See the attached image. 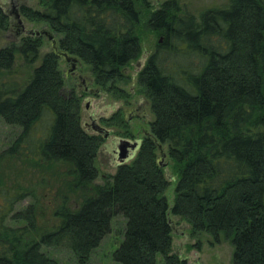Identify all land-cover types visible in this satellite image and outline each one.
<instances>
[{
    "label": "trees",
    "instance_id": "trees-1",
    "mask_svg": "<svg viewBox=\"0 0 264 264\" xmlns=\"http://www.w3.org/2000/svg\"><path fill=\"white\" fill-rule=\"evenodd\" d=\"M39 2L40 10L18 7L20 15L47 24L60 49L87 64L103 88L123 81L124 68L141 56L142 30L161 35L138 75L154 121L131 162L97 184L104 139L83 127L81 98L65 93L60 58L54 51L41 58L42 37L4 44L12 24L0 6V118L21 129L5 153L59 165L77 196L73 204L63 196L54 222L40 231L34 205L11 212L25 192L1 193L0 264H59L44 252L50 247L87 264L118 215L125 219L118 264H157L158 255L164 264H188L173 247L172 215L194 237L230 241L232 264H264V0H228L198 16L178 0L156 10L146 0ZM17 53L28 65L41 60L24 85L8 79ZM159 144L176 175L172 202ZM11 217L25 226L7 225Z\"/></svg>",
    "mask_w": 264,
    "mask_h": 264
},
{
    "label": "rangeland",
    "instance_id": "rangeland-1",
    "mask_svg": "<svg viewBox=\"0 0 264 264\" xmlns=\"http://www.w3.org/2000/svg\"><path fill=\"white\" fill-rule=\"evenodd\" d=\"M149 7L152 10H156L160 5L167 0H146ZM228 0H178L180 6L186 9L188 12H193L198 16L199 12L210 6H222ZM0 6L4 8L10 15V22L12 24L11 30L6 33L4 44L10 42H19L18 31H20V25L18 19L14 15L15 7L28 6L35 10L42 9L39 0H0ZM141 9V7H140ZM144 10V7L141 9ZM22 17V16H21ZM25 21V25L34 30H41L47 27L45 23H37L29 21L22 17ZM57 39L60 38L57 36ZM43 47L41 49V58L48 52H52L51 42L45 37H42ZM161 35L153 33L151 30H142L141 44L142 54L141 56L131 62L124 68L125 79L128 77L126 84H121L122 87H126L127 90L134 88L137 93L134 97L135 100L145 98L138 79L136 76L138 64L140 62L145 63L150 55H152L158 43L162 41ZM16 73L14 76L8 77V79L17 80L20 84L24 85L32 76L34 67L38 66L41 62L39 60L33 65L26 64L21 56L16 54ZM186 61V59H184ZM81 67L79 72L88 80L93 82L92 87L97 88L95 78L91 72L90 67L81 61ZM69 65L65 62L64 58H60V69L65 77L66 87L65 93L68 94L74 90L79 96H81L82 110L81 121L83 127L90 133L86 123H90L91 120L88 117L86 106L88 100L93 98L90 94L84 96L83 86L76 76L67 72ZM83 96V97H82ZM145 107L148 111V116L143 120L133 122V129L135 131L142 130L143 132H150L151 122L154 121V115L151 111L150 102L146 98ZM117 101L110 96V98H104L102 95L93 99L92 109L96 111L100 116L110 115L113 112L114 106ZM108 111V112H107ZM21 129L16 126L6 124L0 118V194L9 191L15 193L16 191L25 192L26 196L23 199L18 200L13 204L11 212H22L30 206L34 205V212H37L38 216V229L40 231L50 228L52 222H54L52 208L56 207V203L61 201V198L70 195L69 199H72L70 203H74L76 195L70 191L68 183H64V180L59 175V165L53 168L38 167L35 163L28 160H20L18 158L9 157L5 152L20 134ZM92 134V133H91ZM143 137V133H141ZM118 138V133L110 135L104 143L101 145L97 159L96 167L99 171V178L96 180L97 184H103L108 177L114 175L119 167V164L115 161L113 150L115 149V140ZM167 156L161 159L162 164L165 166L166 174L172 185L167 190V196L170 202L173 201L174 188L176 186V175L171 166L172 160L169 156L168 147H163ZM158 157L161 158L158 152ZM129 161L128 163H130ZM63 184V185H62ZM173 222V247L175 252L179 253L184 259L188 261V264H232L233 246L230 241L223 240L218 244L213 243L212 237L207 233H202L197 236H192L190 225L181 220L178 216H171ZM7 225L11 227L25 226V223L13 219L12 217L7 220ZM125 227V219L123 216L118 215L114 217L112 221V227L110 233H108L102 240L100 246L93 252L87 264H118L114 261L113 253L119 247L123 241V230ZM44 252L51 258L58 261L59 264H79L75 256L64 248H44ZM157 264H164L163 257L158 255Z\"/></svg>",
    "mask_w": 264,
    "mask_h": 264
},
{
    "label": "flooded vegetation",
    "instance_id": "flooded-vegetation-1",
    "mask_svg": "<svg viewBox=\"0 0 264 264\" xmlns=\"http://www.w3.org/2000/svg\"><path fill=\"white\" fill-rule=\"evenodd\" d=\"M145 63L140 62L138 64L137 66L138 69L136 73L137 79ZM68 65L69 68L67 69V72L71 73L73 76H76L79 79L81 85L84 88L83 89L84 96L86 94H90L93 97L91 98V100H88L86 106L88 117L91 120L90 123L88 122L86 123V126L88 127L90 133L101 135L102 138L105 140L110 135L114 133H118V138L115 140L116 141L115 149L113 150V153L117 148H119V146H122L120 144L127 146L125 151H128L129 149H131V146L138 143V149H139L145 137L150 135V132H143L142 130L135 131L133 129V126L135 125H133L132 123L141 121L143 120L144 117L148 116L149 113L144 105L145 104L144 99H146V97L141 98L140 100L137 101L134 98L137 93V91L134 88L127 90L126 87L121 86V84H126L128 82V77L115 85H110L108 88H103L101 86L94 88L92 87L93 82L85 78L79 72L78 69H80V67L82 66L81 63L78 64L79 66L74 71L70 70L71 65L70 64ZM82 77L85 79V81L82 80ZM112 88L113 90H111ZM101 95L104 98H110L111 96L117 101V104L116 106H114L113 112L110 115L100 116V114H98L96 111L92 109L93 99ZM97 126L103 127L104 132L107 131L109 132L106 138L103 137V134L95 131V127ZM141 133H143V137L141 136ZM121 154L122 153L119 154L118 152L114 153L115 161L121 158Z\"/></svg>",
    "mask_w": 264,
    "mask_h": 264
},
{
    "label": "water",
    "instance_id": "water-1",
    "mask_svg": "<svg viewBox=\"0 0 264 264\" xmlns=\"http://www.w3.org/2000/svg\"><path fill=\"white\" fill-rule=\"evenodd\" d=\"M14 15L18 19V22L20 25V31H18V37H21L22 34H23V36L26 35V36L45 37L48 41L51 42L52 50L56 53V55L59 58H64L65 62L71 65L70 70L74 71L77 69V67L79 66L78 64L81 63L80 58H78L77 56L71 55L68 52L60 49L56 34L49 27H45L41 30H34V29L28 28L25 25V21L22 19L21 15L18 11L17 6L15 7ZM82 80L85 81V79L83 77H82ZM95 131L103 134L104 138H106L107 135L109 134L108 131L104 132V128L101 126L95 127ZM120 145H122V146H119V148H117L114 151V153H117V152L119 154L122 153L121 158L116 161L119 164V166L124 165V164L128 163L129 161H131L136 156L137 150H139L138 149V143L131 146V149H129L128 151H125L127 146H124L123 144H120ZM159 152L161 155V158H159V163L162 167H165L167 164H162L161 159L165 158L167 156V154H166L162 144H159Z\"/></svg>",
    "mask_w": 264,
    "mask_h": 264
}]
</instances>
